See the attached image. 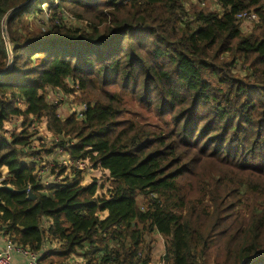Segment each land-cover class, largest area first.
<instances>
[{
	"label": "trees",
	"instance_id": "1",
	"mask_svg": "<svg viewBox=\"0 0 264 264\" xmlns=\"http://www.w3.org/2000/svg\"><path fill=\"white\" fill-rule=\"evenodd\" d=\"M217 1L0 0V70L18 8L0 75L1 234L41 264H148L159 237L165 264H264V0ZM43 6L51 22L32 30ZM252 10L246 33L237 14ZM47 88L84 92L86 115L60 117ZM126 92L162 123L126 116ZM58 149L88 167L42 184Z\"/></svg>",
	"mask_w": 264,
	"mask_h": 264
},
{
	"label": "built area",
	"instance_id": "2",
	"mask_svg": "<svg viewBox=\"0 0 264 264\" xmlns=\"http://www.w3.org/2000/svg\"><path fill=\"white\" fill-rule=\"evenodd\" d=\"M67 13H65L66 15ZM237 17L240 18H249L252 20H255L258 18L255 11L245 12L241 11L238 12ZM10 61V60H9ZM8 61V63H9ZM72 86H76V84L71 83ZM80 93L79 89H77L74 94L67 93L59 89H46V97L48 101H51L52 103H59V116L66 117L70 114H75L76 117L83 118L86 115V109L88 107V103L86 101H79V103H72L74 100H76V95ZM70 99L71 105L70 112L68 115H64L61 104L64 100ZM19 103V102H18ZM37 127L35 123H32L30 128ZM58 140V138H56ZM55 154L52 155L54 157V160L48 163L44 162V160L41 162V164L44 163L43 167L38 165L37 166V176L40 180V183L42 184H48L49 182H59L62 181L65 176L69 173L72 167L76 169H86L88 167V163L86 160L80 158V159H72L70 157V154L68 151L64 149H58V151L54 152ZM46 158V156H45ZM35 160L38 162L39 158L35 157ZM47 160V159H46ZM48 161V160H47ZM68 166L67 171L63 174H57L54 171H58L59 166ZM29 187V186H28ZM3 244L0 246V264H12V259L14 254H19L24 258V264H41L38 261V254L37 252L33 251L31 248L24 246L22 244H19L14 241L12 237H8L2 234ZM162 254V255H161ZM158 255L157 258H154L151 262L148 264H165L164 254L163 252ZM161 255V256H160ZM160 256V257H159Z\"/></svg>",
	"mask_w": 264,
	"mask_h": 264
},
{
	"label": "rangeland",
	"instance_id": "3",
	"mask_svg": "<svg viewBox=\"0 0 264 264\" xmlns=\"http://www.w3.org/2000/svg\"><path fill=\"white\" fill-rule=\"evenodd\" d=\"M217 0H184V8L186 7V9H188L190 12H192L195 9H198L203 6L204 8L207 9H215L217 8ZM80 12L82 13L83 10L79 9ZM69 11V10H68ZM96 14H98V12H96ZM49 15L50 12L47 9L46 6H43L42 8V12L37 13V14H32V15H28L27 16V20L29 22V26L32 28V30L35 31H40V30H45L48 28V25L50 24L51 21H49ZM86 16V14H84ZM89 16V15H88ZM93 15H90V17ZM68 19H66L67 24L69 25H73V26H88L89 24H91V21L87 18H75L73 13H71V11H69L68 15H67ZM241 26L244 32L249 33L252 31L256 30V25H257V21L249 19V18H241ZM237 70L241 73V74H245L247 70H245L244 68V64L242 63L241 65L237 64ZM111 90L114 89H120V87L114 86V87H110ZM84 96V92H81L77 95L76 100H74V102L72 101V103H79V101L82 100ZM84 101V100H83ZM124 103L126 104V106L128 107V109H130V111H128L126 113V116H135L141 120H146L148 122L151 123H159L161 124L162 121L160 118H158L153 111H149L147 108H145L143 105H141L138 101L137 98L135 97V93H131V92H126L125 94V100ZM71 102L70 99H66L62 102L61 107L63 110L64 115H68L70 112V106ZM55 153H48L46 156V159H48L50 162L52 161V159H54V157H52V155H54ZM61 166L58 167V169ZM142 201V200H141ZM243 204V203H242ZM242 204H239V206H242ZM164 239L163 238H158L157 242H154V258H157L159 254L162 253V250L164 249ZM162 255V254H161ZM160 255V256H161ZM84 256V255H83ZM159 256V257H160ZM78 259V261H80V257H82V255H77L76 256ZM77 260L73 263V264H77L78 262ZM154 261V260H153Z\"/></svg>",
	"mask_w": 264,
	"mask_h": 264
},
{
	"label": "water",
	"instance_id": "4",
	"mask_svg": "<svg viewBox=\"0 0 264 264\" xmlns=\"http://www.w3.org/2000/svg\"><path fill=\"white\" fill-rule=\"evenodd\" d=\"M16 10H18V8H15V9L10 10V11L4 16L3 38L6 39V40L8 41V44H9V50H10V61H9V63H8V66L5 67V69L0 70V75L5 74V72H7V71L10 69L11 64H12V58H11V55H12V53H11V43H10V41L8 40V36H7V31H6V24H7V22H6V21H7V18L10 16V14H11L12 12L16 11ZM0 187H1V185H0ZM3 187L6 188V189H10V190H14V191L20 192V193H25V194H26L25 198H28V199H33V198H34V194H33V193L30 191V189H28V188L23 189V190H15V189H13V187H12L10 184H8V185H3Z\"/></svg>",
	"mask_w": 264,
	"mask_h": 264
},
{
	"label": "crops",
	"instance_id": "5",
	"mask_svg": "<svg viewBox=\"0 0 264 264\" xmlns=\"http://www.w3.org/2000/svg\"><path fill=\"white\" fill-rule=\"evenodd\" d=\"M3 239L2 234L0 233V246L3 244ZM74 258L71 259V262ZM79 258L75 257V260H78ZM24 258L19 255V254H14L13 259H12V264H24ZM70 262V263H71Z\"/></svg>",
	"mask_w": 264,
	"mask_h": 264
}]
</instances>
